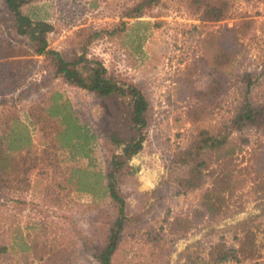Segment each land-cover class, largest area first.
<instances>
[{
  "label": "rangeland",
  "instance_id": "rangeland-1",
  "mask_svg": "<svg viewBox=\"0 0 264 264\" xmlns=\"http://www.w3.org/2000/svg\"><path fill=\"white\" fill-rule=\"evenodd\" d=\"M226 1L229 14L219 22L199 20L185 8V0H160L149 14L135 20L123 18V13L138 0H32L23 8L33 20L53 26L48 45L62 54L70 55L77 49L75 36L82 29L103 30V37L88 48L89 57L100 60L124 83L137 86L149 102L142 151L131 159L133 173L121 183L128 222L113 264H214L216 251L212 246L237 247L242 231L256 232L263 227L264 155L261 166L260 158L264 127L247 134L249 144L234 157L236 191L234 197L226 198L228 209L221 216L195 219V212L201 209V192L182 193L178 181L185 170L171 168L175 155L197 129H212L230 119L247 85L254 101H264V0ZM121 23L126 31L121 32ZM10 24L11 18L0 4V52H10L14 58L24 55L25 50L18 38H12ZM226 27L238 31L242 51L212 89L210 60L205 59V50L210 52L211 48L205 42ZM113 30L114 35L108 34ZM134 47L141 51L134 52ZM19 62L16 74L13 65H7L11 88L6 91L0 86V102L17 103V117L41 151L51 146L41 127L52 134L55 124L44 120L41 111L34 112L31 118L41 130L37 131L29 124L33 120L28 115L29 106L41 101L43 81L51 79L50 69L42 74L41 57ZM54 85L62 88L60 83ZM69 97L80 124L100 135L115 130L111 117L116 105L94 106L96 102L84 92L70 93ZM2 108L0 104V114ZM108 146L102 139L90 161L71 160L65 152H53L42 162L50 168L37 167L30 175L25 195L17 194L16 189L0 194V247H7L6 252L0 250V264L24 260L18 251L23 242L34 241L39 247L46 244L45 228L49 229V248L42 259L31 252L24 254L27 264H96L84 254L82 243L87 241L94 249L100 245L99 234L111 220L112 208L92 204L87 195L68 192L64 179L70 168L103 169ZM49 161L54 162L49 165ZM204 182L205 187H211V177L205 176ZM46 186L60 192L56 204L44 196ZM260 253V258L239 264H264V249Z\"/></svg>",
  "mask_w": 264,
  "mask_h": 264
},
{
  "label": "trees",
  "instance_id": "trees-1",
  "mask_svg": "<svg viewBox=\"0 0 264 264\" xmlns=\"http://www.w3.org/2000/svg\"><path fill=\"white\" fill-rule=\"evenodd\" d=\"M31 2L32 0H0L2 12L11 18L12 38H18L20 46L25 50L24 55H16L14 58L10 52H0V86L3 85L6 91L11 88L7 83L9 62L16 74L20 69L19 60L41 57L40 71L43 74L49 68L51 79L43 81L45 89L40 96L41 101L29 106L28 116L31 118L34 112L41 111L43 119L53 122L55 126L52 134L46 133L41 127L51 146L39 151L33 145L29 129L17 117V103L0 102L3 105L0 114V194H11L10 191L16 189L17 194L25 195L30 186V175L37 167H49L42 162H46L45 158L53 152H65L71 160L82 158L90 161L94 147L102 143L103 139L109 145L104 153L103 169L70 168L64 183L69 187L68 192L87 195L91 197L92 204H108L112 208L111 220L99 234V238H102L100 245L94 249L84 241L82 247L84 254L91 256L96 264H113V257L128 222L127 200L121 192V183L133 173L131 159L142 151L150 105L137 86L124 83L110 74L100 60L89 57L88 48L103 37V30L82 29L75 36L77 49L70 55L62 54L48 45L47 38L54 30L53 26L44 21L33 20L23 12V8ZM159 2L160 0H138L125 9L123 18L135 20L145 17ZM185 8L203 22H219L227 18L230 5L226 0H185ZM124 26L121 23V32L127 30ZM115 31L108 34L114 35ZM239 40L238 31L226 27L218 36L210 37L205 42V46L208 45L210 52H213L208 56L210 52L205 50V59L210 60L212 89L220 76L229 72V65L241 53ZM0 43L3 44L1 41ZM133 50L139 52L141 48L134 47ZM54 82L60 83L62 88H58V84L54 85ZM77 92L90 95L96 102L94 106L104 108L116 105L118 109L114 110L111 117L115 130L100 135L101 133H94L86 125L80 124L69 97L70 93ZM250 95L251 86L247 85L240 101L234 106L230 119L224 123L219 122L212 129H197L171 162V168L185 170V176L178 181V188H181L182 193L201 192V209L195 212L197 220L201 217L221 216L228 209L226 198L229 200L234 197L236 191L233 180L236 171L234 157L243 146L249 144L247 134L256 133L264 127V101L256 102ZM7 105L10 107L8 112ZM196 113L195 109L194 114ZM32 120L29 121L31 127L41 131L35 124L38 123L36 119ZM263 155L264 151L261 153L260 166ZM53 162L49 161V165ZM55 165L56 161L51 169ZM260 166L259 170H262ZM205 176L211 177V187L204 186ZM58 188L65 190V187ZM56 191V188L53 190L51 186H46L44 193L47 199H53L54 204L60 194ZM42 226L45 228V225ZM48 230H43L46 244L41 243V247L34 241L18 245L19 254L24 259L17 261L18 264H27V258L23 255L30 252L32 256L43 258L45 250L49 248L47 244L50 245ZM240 234L242 236L238 239L237 247L228 248L221 244L212 246L211 250L216 251L213 252L214 264H239L243 260L252 261L262 256L260 252L264 249V224L256 232L244 230ZM257 234L261 236L260 240L257 239ZM0 250L6 252L7 247H0Z\"/></svg>",
  "mask_w": 264,
  "mask_h": 264
}]
</instances>
